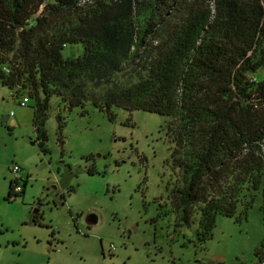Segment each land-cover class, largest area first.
Segmentation results:
<instances>
[{
  "label": "trees",
  "instance_id": "1",
  "mask_svg": "<svg viewBox=\"0 0 264 264\" xmlns=\"http://www.w3.org/2000/svg\"><path fill=\"white\" fill-rule=\"evenodd\" d=\"M262 68L264 0H0V79L37 96L42 151L53 95L110 119L114 106L169 116L172 198L186 223L200 212V242L260 191L264 216Z\"/></svg>",
  "mask_w": 264,
  "mask_h": 264
},
{
  "label": "rangeland",
  "instance_id": "2",
  "mask_svg": "<svg viewBox=\"0 0 264 264\" xmlns=\"http://www.w3.org/2000/svg\"><path fill=\"white\" fill-rule=\"evenodd\" d=\"M83 46L63 52L76 57ZM256 76L264 80V68ZM36 97L0 79V264H262L261 191L246 213L241 205L234 217L219 214L205 242L200 212L186 223L172 198L169 116L114 106L110 119L90 101L70 107L53 95L44 152ZM14 164L23 190L9 197ZM90 213L99 221L88 224Z\"/></svg>",
  "mask_w": 264,
  "mask_h": 264
},
{
  "label": "built area",
  "instance_id": "3",
  "mask_svg": "<svg viewBox=\"0 0 264 264\" xmlns=\"http://www.w3.org/2000/svg\"><path fill=\"white\" fill-rule=\"evenodd\" d=\"M28 96L23 97L21 103L23 105H25L26 102H28ZM21 166H19L18 164H14V166H12L11 170L14 176V184L13 187L15 189V191H20L22 189V187L19 185L20 184V180H21V176H20V168Z\"/></svg>",
  "mask_w": 264,
  "mask_h": 264
},
{
  "label": "water",
  "instance_id": "4",
  "mask_svg": "<svg viewBox=\"0 0 264 264\" xmlns=\"http://www.w3.org/2000/svg\"><path fill=\"white\" fill-rule=\"evenodd\" d=\"M5 119H9V115L4 117ZM97 221H99L98 215L95 213H90L87 215V223L88 224H94Z\"/></svg>",
  "mask_w": 264,
  "mask_h": 264
},
{
  "label": "flooded vegetation",
  "instance_id": "5",
  "mask_svg": "<svg viewBox=\"0 0 264 264\" xmlns=\"http://www.w3.org/2000/svg\"><path fill=\"white\" fill-rule=\"evenodd\" d=\"M36 220H38V219H36Z\"/></svg>",
  "mask_w": 264,
  "mask_h": 264
}]
</instances>
